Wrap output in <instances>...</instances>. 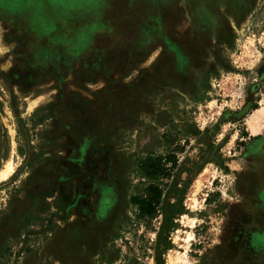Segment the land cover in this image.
Returning a JSON list of instances; mask_svg holds the SVG:
<instances>
[{
  "label": "rangeland",
  "instance_id": "1",
  "mask_svg": "<svg viewBox=\"0 0 264 264\" xmlns=\"http://www.w3.org/2000/svg\"><path fill=\"white\" fill-rule=\"evenodd\" d=\"M0 264H264V0H0Z\"/></svg>",
  "mask_w": 264,
  "mask_h": 264
},
{
  "label": "trees",
  "instance_id": "2",
  "mask_svg": "<svg viewBox=\"0 0 264 264\" xmlns=\"http://www.w3.org/2000/svg\"><path fill=\"white\" fill-rule=\"evenodd\" d=\"M142 163L149 182L142 194L133 196L132 204L137 209V218L150 222L157 218L163 210L164 189L158 180L169 178L172 167L177 165L178 160L176 155L168 154L166 156L148 157Z\"/></svg>",
  "mask_w": 264,
  "mask_h": 264
},
{
  "label": "bare ground",
  "instance_id": "3",
  "mask_svg": "<svg viewBox=\"0 0 264 264\" xmlns=\"http://www.w3.org/2000/svg\"><path fill=\"white\" fill-rule=\"evenodd\" d=\"M7 176V175H6ZM5 178V177H4Z\"/></svg>",
  "mask_w": 264,
  "mask_h": 264
}]
</instances>
